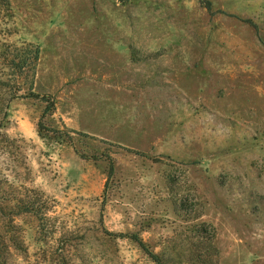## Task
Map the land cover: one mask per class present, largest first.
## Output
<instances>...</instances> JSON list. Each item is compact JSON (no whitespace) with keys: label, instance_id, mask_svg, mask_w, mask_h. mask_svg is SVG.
I'll return each instance as SVG.
<instances>
[{"label":"rangeland","instance_id":"obj_1","mask_svg":"<svg viewBox=\"0 0 264 264\" xmlns=\"http://www.w3.org/2000/svg\"><path fill=\"white\" fill-rule=\"evenodd\" d=\"M0 236L11 264H264V0H0Z\"/></svg>","mask_w":264,"mask_h":264},{"label":"trees","instance_id":"obj_2","mask_svg":"<svg viewBox=\"0 0 264 264\" xmlns=\"http://www.w3.org/2000/svg\"><path fill=\"white\" fill-rule=\"evenodd\" d=\"M26 49L20 57H17V60L12 59L10 62L11 67L16 69L18 72L24 71L26 68H28L30 70H34L35 63H36V60L38 58L39 48L34 47L33 50L31 51V53H32L31 56H29V54H28L29 50H26ZM10 97H12V96H10ZM10 97L8 99H10ZM50 107H52V106L49 105L46 108L47 112L52 111V109H50ZM37 195L38 196H37V198H35V200L33 198H29V199L19 198V200H17V203H16L17 211L15 210L14 214H18V213H22V212L31 213L39 221H41L44 217V214L46 213V209L45 208L43 210L41 209V206L43 204V203L40 204V200L42 198V193L39 192V194H37ZM15 240L16 239H13V238L10 239L11 244L18 247V245L16 244L17 241H15ZM7 250H8V241L5 238L0 236V264H11L9 261L6 260V257H5V255H6L5 252Z\"/></svg>","mask_w":264,"mask_h":264},{"label":"crops","instance_id":"obj_3","mask_svg":"<svg viewBox=\"0 0 264 264\" xmlns=\"http://www.w3.org/2000/svg\"><path fill=\"white\" fill-rule=\"evenodd\" d=\"M99 96H100V97H104L102 93H100ZM76 117L79 118V116H76ZM77 118H74V123H75V124H78V123L80 122ZM81 119H82V118H81ZM90 120L92 121L91 123L94 124V122H93L94 120H93L92 118H91ZM96 120H97V118H96ZM97 121L100 122L101 120L98 119ZM83 123H85V121H83ZM76 126H77V125H76ZM84 127H85V126H84Z\"/></svg>","mask_w":264,"mask_h":264}]
</instances>
